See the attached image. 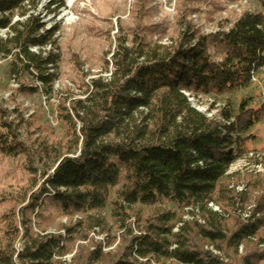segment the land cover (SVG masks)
<instances>
[{"label": "trees", "instance_id": "obj_1", "mask_svg": "<svg viewBox=\"0 0 264 264\" xmlns=\"http://www.w3.org/2000/svg\"><path fill=\"white\" fill-rule=\"evenodd\" d=\"M199 1L188 0L197 5ZM254 1L258 13H244L229 29L230 21L222 22V32L216 35L202 38L198 30H186L170 47L145 43L134 35L131 41L119 39L105 67H113L111 78L83 85L79 91L85 99H68L69 110L59 112L73 143L66 155L58 148L39 155L31 152L20 140V125L9 122V113L0 110L1 155L24 157L30 170L37 157L47 159L54 170L45 175L44 201L37 207L43 210L44 205L63 217L89 216L94 223L90 226L96 228L102 221L91 215L112 209L118 229L131 241L111 264H224L204 250L202 242L225 253L230 264L264 262V251L254 249L238 257L250 240L264 245V217L245 226L236 217L225 219L209 209L214 205L229 215L246 205V196L226 189L225 183L230 169L245 155L250 132L264 121V104L253 108L252 100H245L236 116L222 109L219 117L226 124H219L193 109L185 96L223 98L255 86L253 74L264 69V0ZM40 5L41 0H0V31L7 32V38L0 39V57L11 61L16 94L49 100L59 81V29L46 30ZM258 202L257 212L264 214V193ZM164 205L198 209L205 225L183 224L176 213L157 211ZM137 208L152 210L148 218L138 220L144 228L140 237L128 225ZM4 225L0 264H65L72 236L78 234L76 228L65 230L66 236L30 237L25 232L19 251L17 224ZM105 263L99 246L84 264Z\"/></svg>", "mask_w": 264, "mask_h": 264}, {"label": "rangeland", "instance_id": "obj_2", "mask_svg": "<svg viewBox=\"0 0 264 264\" xmlns=\"http://www.w3.org/2000/svg\"><path fill=\"white\" fill-rule=\"evenodd\" d=\"M60 3L64 5L61 10ZM53 4L54 7L47 11L48 5ZM39 9L40 19L46 30L59 29L55 37L58 47L55 73L59 76V81L54 86L53 96L47 100L40 96L16 94L17 83L10 73L11 61L0 57V110L9 113V122L20 125V140L31 152L37 153L36 155L50 148H58L66 155L68 146H73L72 138L68 137L65 126L59 120V112L61 114L64 108L69 110L68 99H85L84 93L79 91L83 85L99 78H111L113 67L110 65L107 71L105 67L112 59L119 39L128 41L134 35L145 43L170 47L186 30H198L200 36L205 38L222 32L221 23L224 21H230L229 29L244 13L260 11L254 0L239 3L200 0L199 5L189 3L188 0H41ZM14 21L20 19L15 17ZM6 37L7 34L0 32V39L5 40ZM33 52L37 53V50ZM26 84L31 85L29 81ZM252 84L255 86L249 90L223 98L185 94L193 109L212 121L226 124L219 117L220 110L229 108L236 116L239 105L245 100L251 99L253 108L264 104L261 96L264 90V74H258ZM249 136L244 144V157L230 169L228 182L225 183L226 189L237 195H245L247 203L229 211V215L215 206L219 210L216 214L225 219L236 217L245 226L247 221L264 217V214L257 212L258 201L264 193V184L261 186L264 181V121ZM31 165L32 170L24 157L12 160L4 158L0 153V237L6 231L4 224L16 223L20 233L16 248L20 249L25 232L30 237L66 236L65 230L76 228L78 234L72 236L70 254L62 261L65 264L86 263L99 246L106 256L105 264H111L124 255L131 239L118 229L112 209H107L100 215H91L102 221L101 228H96L90 226L94 223L88 221L89 216L63 217L44 205L43 210L37 207L36 203L40 206L44 201L41 189L45 175H51L54 170L50 169L47 159L41 160L39 157ZM185 210H177L171 205L157 207V211L176 213L180 223L186 218ZM135 213L136 216L128 225L131 226L134 236L140 237L144 228L138 220L148 218L152 215V210L137 208ZM196 218L202 220L200 213L190 212L186 224L196 222L193 221ZM79 224H82L81 228H77ZM198 224L205 225L204 222ZM202 246L204 250L211 247L204 242ZM251 249L262 252L264 245L250 240L248 248L243 245L239 249L238 257L242 258ZM220 253L223 263L230 264L226 254ZM160 264L172 262L162 261Z\"/></svg>", "mask_w": 264, "mask_h": 264}, {"label": "built area", "instance_id": "obj_3", "mask_svg": "<svg viewBox=\"0 0 264 264\" xmlns=\"http://www.w3.org/2000/svg\"><path fill=\"white\" fill-rule=\"evenodd\" d=\"M0 32L7 34L6 31H0ZM6 38H7V37H6ZM262 72H263V74H264V69H262ZM257 77H258L257 74H253V77H252V83H254V82L256 81ZM185 96H186V94H185ZM261 96H262V98H263V100H264V90L262 91ZM199 113H200V112H199ZM205 116H206V115H205ZM206 118H207L208 120H210V119L208 118V116H206ZM232 122L234 123V121H232ZM227 125H229V124H227ZM209 208H210V210H211L212 212H214L215 214L219 212V210H218L214 205H210ZM194 211H196V214H199V210H198V209H191V208H189V209H186V210H185V212H186V218H187V219H186V218L184 219L183 224H184V223L186 224V222H188L187 220H188L189 213H190V212L193 213ZM194 218H195V217H194ZM193 221H196L197 223H199V222L203 223V221H202L200 218H196V220L194 219ZM252 222H254V221H252ZM252 222H248V221H247V224H246V225H248L249 223H252ZM183 224L179 225V227H182ZM179 227H177V229L174 231V233H177V232H178ZM17 250L20 251L21 248H20V249H17ZM206 251L212 253L214 256H216L217 258H219L220 261L223 263L221 253H220L219 251H217L214 247L211 246L210 248H207Z\"/></svg>", "mask_w": 264, "mask_h": 264}]
</instances>
